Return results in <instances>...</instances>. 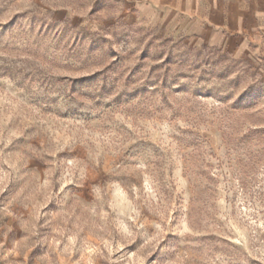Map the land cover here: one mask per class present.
Instances as JSON below:
<instances>
[{"label":"rangeland","instance_id":"rangeland-1","mask_svg":"<svg viewBox=\"0 0 264 264\" xmlns=\"http://www.w3.org/2000/svg\"><path fill=\"white\" fill-rule=\"evenodd\" d=\"M0 264H264V47L0 0Z\"/></svg>","mask_w":264,"mask_h":264},{"label":"crops","instance_id":"crops-1","mask_svg":"<svg viewBox=\"0 0 264 264\" xmlns=\"http://www.w3.org/2000/svg\"><path fill=\"white\" fill-rule=\"evenodd\" d=\"M140 1L149 17L206 44L264 47V0Z\"/></svg>","mask_w":264,"mask_h":264}]
</instances>
